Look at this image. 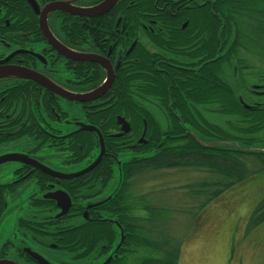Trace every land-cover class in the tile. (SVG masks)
<instances>
[{"label": "flooded vegetation", "instance_id": "flooded-vegetation-1", "mask_svg": "<svg viewBox=\"0 0 264 264\" xmlns=\"http://www.w3.org/2000/svg\"><path fill=\"white\" fill-rule=\"evenodd\" d=\"M244 1L0 0V226L13 224L0 238V264L152 257L125 239L123 223L114 253V171L162 143L181 144L173 120L230 139L241 108L264 110L235 99L224 79L225 67H245L240 51L260 45L252 27L243 34L231 20V4ZM256 137L264 145V131Z\"/></svg>", "mask_w": 264, "mask_h": 264}, {"label": "trees", "instance_id": "trees-1", "mask_svg": "<svg viewBox=\"0 0 264 264\" xmlns=\"http://www.w3.org/2000/svg\"><path fill=\"white\" fill-rule=\"evenodd\" d=\"M256 3V0H246L237 6L231 4V20L239 32L245 34L252 27L256 38L264 39V8ZM212 80L216 82L217 77ZM239 117L238 133L230 139L209 137L210 144L200 143L189 130L173 120L171 133L175 139L182 140L181 144L164 147L167 142L158 140L162 145L154 149V154L135 160L125 171L119 167L120 181L113 192V197L119 199L116 204L120 218L116 223L122 230L120 223L126 226L125 239L135 237L150 251L152 257L143 259L141 264H178L181 242L168 235L172 218L186 213L189 208L200 211L223 192L257 172H264V145L257 143L256 137L264 131V110L241 108ZM254 167H258L257 171ZM174 173L189 174L192 178L182 185L187 189L186 202L168 201L170 205L165 206L156 198L160 189L155 185L176 175ZM129 208L135 215H125ZM129 229L133 230V235L127 234Z\"/></svg>", "mask_w": 264, "mask_h": 264}, {"label": "rangeland", "instance_id": "rangeland-1", "mask_svg": "<svg viewBox=\"0 0 264 264\" xmlns=\"http://www.w3.org/2000/svg\"><path fill=\"white\" fill-rule=\"evenodd\" d=\"M256 47L251 53L240 51L238 58L245 67L238 68L237 73L225 67L228 72L224 79L235 99L264 106V94L257 95L252 89L264 86V39ZM209 119L220 124L224 117L210 115ZM192 133L200 143H211V138ZM253 169L257 171L258 167ZM174 174L163 183L170 190L157 191L165 206L170 205L168 201L186 202L187 189L182 187L192 178ZM117 176L116 170L115 180ZM12 228L11 221L3 223L0 238L7 237ZM168 235L181 242L179 264H264V172L223 192L203 210L189 208L186 213H178L169 222Z\"/></svg>", "mask_w": 264, "mask_h": 264}, {"label": "water", "instance_id": "water-1", "mask_svg": "<svg viewBox=\"0 0 264 264\" xmlns=\"http://www.w3.org/2000/svg\"><path fill=\"white\" fill-rule=\"evenodd\" d=\"M25 157V156H24ZM19 158V159H22L23 162H29L30 164H34L33 162H31L30 160H26L25 158ZM28 159V158H27ZM53 198H56L58 199L57 196L53 197ZM68 201L67 197H66V202ZM68 204V203H67ZM67 206V205H66ZM120 229V239H119V244L117 245L116 249H115V252L114 253H117L122 245V242L124 240V234H123V230L122 228L120 227V225H117ZM34 258L36 260H38L39 264H50L49 262H47L46 260H44L41 256L39 255H35ZM113 257L112 256H109L104 262L103 264H109L111 261H112Z\"/></svg>", "mask_w": 264, "mask_h": 264}]
</instances>
